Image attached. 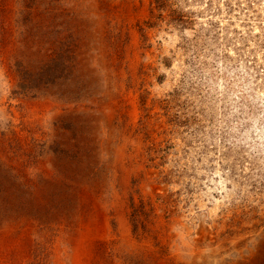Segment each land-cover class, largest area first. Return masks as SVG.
Listing matches in <instances>:
<instances>
[{"label": "rangeland", "instance_id": "rangeland-1", "mask_svg": "<svg viewBox=\"0 0 264 264\" xmlns=\"http://www.w3.org/2000/svg\"><path fill=\"white\" fill-rule=\"evenodd\" d=\"M153 1L0 0V264H264V0Z\"/></svg>", "mask_w": 264, "mask_h": 264}, {"label": "bare ground", "instance_id": "bare-ground-1", "mask_svg": "<svg viewBox=\"0 0 264 264\" xmlns=\"http://www.w3.org/2000/svg\"><path fill=\"white\" fill-rule=\"evenodd\" d=\"M132 115H133V116L136 115V108H135V105H134V108H133V110H132ZM122 156H123V152L121 151V152H119V157L122 158ZM118 162H119V161H118ZM121 223H122V227H123L124 230L127 232L128 229H127V225H126V223H125V220L122 219ZM254 253H255V252L253 251V252L249 253V255H250V256H253Z\"/></svg>", "mask_w": 264, "mask_h": 264}, {"label": "trees", "instance_id": "trees-1", "mask_svg": "<svg viewBox=\"0 0 264 264\" xmlns=\"http://www.w3.org/2000/svg\"><path fill=\"white\" fill-rule=\"evenodd\" d=\"M155 3V8L162 9L164 2L162 0H154L153 4Z\"/></svg>", "mask_w": 264, "mask_h": 264}]
</instances>
